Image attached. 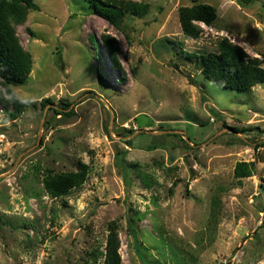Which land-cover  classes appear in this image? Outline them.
<instances>
[{"label":"rangeland","instance_id":"obj_1","mask_svg":"<svg viewBox=\"0 0 264 264\" xmlns=\"http://www.w3.org/2000/svg\"><path fill=\"white\" fill-rule=\"evenodd\" d=\"M115 1L146 11L117 27L89 0H36L15 25L32 68L10 88L33 103L17 120L0 104V264H90L113 221L122 264H264V83L221 87L180 51L227 38L264 69V0ZM199 4L218 18L186 38L180 9ZM239 162L253 175L237 179ZM80 163L86 182L52 198L47 171Z\"/></svg>","mask_w":264,"mask_h":264},{"label":"trees","instance_id":"obj_2","mask_svg":"<svg viewBox=\"0 0 264 264\" xmlns=\"http://www.w3.org/2000/svg\"><path fill=\"white\" fill-rule=\"evenodd\" d=\"M36 0H0V84L7 92V97L0 93V104L12 105L14 110L6 115L10 120L21 117L25 108L33 102L16 99L11 86L23 84L32 68L31 55L19 43L15 25L22 24L29 11L38 10ZM97 15L119 27L123 17L127 14L140 15L146 11L145 5L121 3L115 0H89ZM217 11L207 4L180 9L179 21L186 38L199 39L202 29L197 23L212 26L217 20ZM108 54L114 67L121 70L117 59L118 46L111 37H105ZM217 51L193 55L180 48L181 53L201 65L202 76L221 87L239 92H250L253 87L264 83V69L261 61L251 58L238 45L227 38L219 40ZM42 107L51 105L50 99L41 101ZM71 106L67 102L66 110ZM65 109H55V113ZM88 166L79 164L77 172L53 173L47 171L44 179V189L52 198L69 196L74 190L82 187L86 182ZM253 175V164L239 162L235 167L234 176L237 179L248 178ZM105 252H97L92 257L96 264L97 259L103 258L102 264H122L119 254L120 241L116 222H110L107 227ZM84 264H89L87 261Z\"/></svg>","mask_w":264,"mask_h":264},{"label":"water","instance_id":"obj_3","mask_svg":"<svg viewBox=\"0 0 264 264\" xmlns=\"http://www.w3.org/2000/svg\"><path fill=\"white\" fill-rule=\"evenodd\" d=\"M146 120H147V117L146 116H140L137 120V125L140 127V128H144L145 127V124H146Z\"/></svg>","mask_w":264,"mask_h":264}]
</instances>
